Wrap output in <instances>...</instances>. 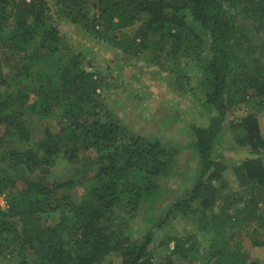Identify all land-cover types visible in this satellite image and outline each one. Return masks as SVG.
<instances>
[{
    "label": "trees",
    "instance_id": "1",
    "mask_svg": "<svg viewBox=\"0 0 264 264\" xmlns=\"http://www.w3.org/2000/svg\"><path fill=\"white\" fill-rule=\"evenodd\" d=\"M71 27L125 56L148 53L160 69L172 61L176 75L182 62L191 63L205 86L207 125L190 128L198 174L163 219L196 215L206 244L200 252L195 233L166 235L160 246L173 248L165 264H173L171 256L259 264L235 229L264 230V137L257 114L242 113L227 128L225 115L251 101L264 107V0H0V261L153 264L151 227L135 241L127 224L161 201L178 150L119 123L98 92L105 89L98 74L66 42L62 30ZM52 119L59 129L49 128ZM31 120L46 123L37 141ZM226 129L234 149L246 151L233 171L248 197L233 214L240 199L210 185L219 178L214 159ZM78 163L85 164V179L52 178L56 166ZM216 199L218 214L211 212ZM252 247L264 250V242L252 240Z\"/></svg>",
    "mask_w": 264,
    "mask_h": 264
},
{
    "label": "rangeland",
    "instance_id": "2",
    "mask_svg": "<svg viewBox=\"0 0 264 264\" xmlns=\"http://www.w3.org/2000/svg\"><path fill=\"white\" fill-rule=\"evenodd\" d=\"M87 14L91 19L95 16V10L91 7ZM62 32L68 45L76 52L83 53L85 64L89 62L91 71L98 74L95 76L102 81L105 88L98 92L104 105L113 112L119 123L141 136L156 138L161 144L178 150L174 173L167 183V191L154 208L138 211L134 220L127 224V235L135 241H140L143 234L151 227L153 239L149 245V251L152 253L153 264H165L166 256L173 248V243H169L167 249L165 246H160L162 238L166 235L181 237L186 236L187 233H195L200 246L206 244L204 240L206 234L197 231L199 224L196 221V215H186L183 220H181L182 214L178 216L180 220L171 215L163 219L165 213L173 209L174 203L184 190L191 189L195 182L193 178L198 174L197 155L193 145L194 137L190 128L192 125L206 126L209 114L202 105V93L206 91H204L205 86L198 79L199 75L194 66L191 63L182 62L180 64L182 72L176 75L172 71V61L165 68L160 69L149 61L151 59L149 54L143 51H140L137 57H128L102 39L88 35L84 30L81 32L80 29L71 27L69 30L64 28ZM261 39L264 42V37ZM16 62L14 58L9 64L13 65ZM0 64H2L1 61ZM2 72L3 75H7L8 69L4 68ZM183 74L190 80L184 79ZM3 89L4 86H0V91ZM12 89L9 87L8 91ZM236 110L240 113H235V109L226 112V128L229 122H237L242 113L253 112L258 115L259 128L264 137V107L261 108L257 102L251 101L246 104L245 109L236 108ZM45 124L38 120H31L28 123L33 141L42 138ZM48 126L53 130L60 128V124L55 119L50 120ZM234 146L229 131L226 129L221 136L219 148H217V151L219 149L217 153L221 156L217 154L214 159L220 169L211 168V170L219 171V178L210 183L219 195H229L230 198L240 199L239 204H233L231 214L234 210L240 209L241 203L248 197L247 193H243V188L239 186V181L233 171L239 163V158L244 156L246 151L240 148L234 149ZM86 176L85 164L78 163L56 166L52 178L73 177L76 180H83ZM206 179L207 175L203 177V180ZM73 192L78 196L77 190ZM206 194L203 193L202 197ZM219 201V199L215 200L211 212L219 213L222 206ZM0 206L4 207L1 196ZM147 219L152 220L155 225H147ZM253 227L252 224L246 228L243 226L236 228L235 238L237 242L252 248L250 251L252 258L259 264H264V250L252 247V240L259 243L264 242V230L253 232ZM201 250H203L202 246L200 252ZM171 260L173 264H203L201 260V262L190 263L176 256H171ZM114 262L111 264H119L116 259ZM0 264L15 263L0 261ZM102 264H108V262Z\"/></svg>",
    "mask_w": 264,
    "mask_h": 264
}]
</instances>
